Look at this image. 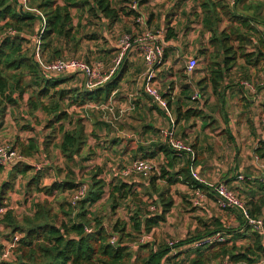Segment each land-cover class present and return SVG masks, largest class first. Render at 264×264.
<instances>
[{"label": "trees", "instance_id": "16d2710c", "mask_svg": "<svg viewBox=\"0 0 264 264\" xmlns=\"http://www.w3.org/2000/svg\"><path fill=\"white\" fill-rule=\"evenodd\" d=\"M149 1L26 0L31 9L42 13L41 16L37 11L25 10V6L21 9V0H0V132L5 126L8 112L19 106L21 100L28 95L26 101L31 114L42 111L53 117L49 125L60 123L59 132L62 136L55 147L65 163L63 168L56 169L58 174L66 172L63 179L44 185L41 182L51 170L49 168L38 169L23 160L9 170L0 165V221L9 231L5 237L11 242V249L15 253L11 260L5 259L9 252L0 242V264H217L225 259L232 264H264V241L261 233L254 230L236 208H220L218 199V210L207 219L201 218L199 228L193 235L189 234L187 238L177 242L170 239L175 241L172 246L168 242L160 243L159 238H153L155 229L167 221L168 214L176 204L169 189L160 190V184H156L158 181H166L170 186L182 183L194 191L193 196L199 191L212 193L211 187L192 175L195 156L192 159L187 152L174 150L162 136V140L151 139L149 147L138 144L131 149L135 160L154 161L162 158L158 157L160 154L164 157L160 163V175L155 173L151 177L148 187L152 192L147 191L146 187L144 189L145 195H158L151 203L144 200L142 192L138 191L140 184L134 180L129 181L132 178L123 175L126 166H113L111 179L103 176L104 168L98 167L90 172V183L79 182L75 177L76 167L71 164L78 165L82 172L84 165L77 159L87 162L93 155L95 157L96 151L89 144L90 135L86 130L85 118L75 119V111L71 108L107 103L119 87L126 66L118 69L103 85L95 89L85 90L84 81L81 86L67 87L77 75L50 76L44 73L33 57L32 38L40 32V52L45 60L72 58L81 50L86 39L98 40L99 35L103 38L106 36L99 31L101 26L107 32L124 16H141V6ZM192 1L189 10L192 25L198 26L196 31L200 38L208 35V42L202 43L199 50V56H203L205 61L202 69L205 75L198 83L202 98L193 99L189 84L183 85L184 100L178 103V117L185 119L200 117L203 111L196 107L184 110V103L186 106L187 101L191 100L201 105L206 97L205 90L209 87L212 94L218 95L219 88L229 78L235 66L242 72L236 77L239 85L241 80L255 81L245 69L247 66L256 69V80L258 72L264 70V0ZM181 10L180 14L185 16L187 9ZM225 23L227 24L224 26ZM89 26L94 27L93 31H86ZM179 29H182L181 22L174 26L169 24L163 43L176 39ZM118 49L117 47V51ZM112 52L111 49L107 54ZM166 53L165 51L164 62ZM86 61L90 62V58ZM181 77L187 79L186 75ZM162 96L167 100L169 108L170 91ZM247 105H250L248 101ZM66 122L70 125L75 122L76 125L66 128ZM106 123L97 121L95 125H106V128L111 129L109 122ZM154 134H158V130ZM19 139L17 137L13 148H19L22 155L34 157L41 150V143L35 138L27 141ZM121 141L127 140L117 136L111 141V146ZM130 143L131 141H127L125 149L130 148ZM85 148H89L88 154L82 155ZM138 152L144 153L140 156ZM256 153L261 157L264 155V140L260 141ZM153 170L154 168L150 172ZM4 175L6 178L1 180ZM28 177V189L53 198L37 200L30 213L19 217L9 205L8 194L16 188L19 178ZM83 184H87L85 196L73 202V195ZM259 190L264 192V183ZM237 191L241 196L242 193ZM62 195L67 198L57 201ZM185 197L188 205H193L192 211H196L197 204L193 203L192 198L188 199V195ZM244 200L252 217L264 218L262 206L255 203L254 199L245 197ZM122 207L127 209L129 219L118 216L117 211ZM217 232L225 236V241L199 248L191 247L195 240ZM18 233L21 236L16 239ZM149 234L152 236L151 240L141 241ZM114 237L116 240L112 243ZM240 240L246 242L240 245Z\"/></svg>", "mask_w": 264, "mask_h": 264}, {"label": "crops", "instance_id": "0c3cea01", "mask_svg": "<svg viewBox=\"0 0 264 264\" xmlns=\"http://www.w3.org/2000/svg\"><path fill=\"white\" fill-rule=\"evenodd\" d=\"M173 6V4H169L166 6V9L170 10ZM181 9L179 13L173 10L174 15L172 17L170 16L166 25L168 26L171 24V26H174L177 22L182 23V29H179L177 38L165 42L164 50L167 52L166 63L170 65V68L168 66H166V68L159 67L160 65L153 68V81L155 86L158 84L156 80H159L161 84L166 87V89L162 91L161 87L157 86L160 92L163 94L170 91V114H168L164 108L155 106L150 97L144 92L143 84L148 67L139 48L136 47L137 51L133 49V51L136 52L132 54L131 52L133 51H131V54L129 53L125 59L127 66L123 71L122 81L119 87L113 92L107 103L100 104L104 113L109 111L106 107L112 105L115 115L118 116L117 119L122 115L119 112L123 110L124 105L127 106L128 102L132 105L130 108L135 118H131L129 122L126 121L127 118L124 119L122 121L124 127H121L120 131L116 132V135L111 134V138L113 140L115 137L119 136L121 138H126L127 141L134 140L126 131V129L132 125L135 130H139L138 134L141 137L140 145L143 144L142 140H149L148 138L152 140L160 138L162 140L163 131L173 127L176 137L186 141L193 147L195 152V163L193 168L200 178L204 180V183L211 187L212 193L209 191L196 192V197L201 200V205L203 207L196 209L194 212L201 213L205 217H210L218 210L216 204L218 197L212 185L215 186L222 183L229 188L239 190L247 199H254L255 203L262 206V216L264 217V192L259 190L260 186L263 185L264 155L261 157L256 153V148L259 147V143L262 140L260 116L264 108V86L261 81L255 79V74L257 73L256 69L252 66H247L245 69L249 71L252 74V78L255 79V91L244 84L238 85L236 83L237 81L231 83L226 78L223 86L219 88V91L221 90L219 92L220 96L212 94V90L209 87L205 90L206 97L201 105L199 102H193L191 100L187 101L186 106L184 103V110L196 107L202 109V116L189 119L178 117V103L184 100L183 85L186 83L189 84V86H193V95L200 90L198 83L205 75L204 71L200 70L202 68H199L198 65L194 71H192L193 73L190 74L187 70L188 60L190 57L200 59L199 50L201 44H205L208 41V35H205L203 38H200L198 34L194 37L192 36L193 27L197 29L198 26L192 25V20L188 11L189 7L186 6L188 13L185 14V16L180 14L182 11ZM158 23V16H156L151 25L159 27ZM163 39L164 37H161L160 41L164 45ZM109 45H112L110 46V50L112 49L113 52L109 54L107 58L110 60L112 59V62L107 64L104 63L105 71L109 70L113 65L118 43H112L110 40V44H107V46ZM180 53H182L181 58L183 64L178 63L175 65L172 61L175 57H180ZM94 57L96 56L94 55ZM133 57L135 58L133 59ZM108 59L105 60L108 61ZM141 61H143V65ZM172 68H175L174 71H172ZM236 68L235 66V69ZM197 69H199V71ZM184 75L187 76L186 80L181 77ZM82 80L84 81V77ZM223 90L224 92L222 94ZM181 93L183 95H181ZM135 95H138V97L136 98ZM247 101L250 105H247ZM100 105L91 104V108H95L96 106V109H99L98 106ZM11 111L15 112L16 108L9 111L6 117L7 124L9 123L8 116ZM76 111L83 112L80 107H77ZM88 118H91V115H88ZM93 126H96L95 123ZM155 130H158V134H154ZM91 131H94V128L91 127ZM127 141H121L117 145H110L108 147L109 151L104 156L110 158L112 161L109 162H113L115 164L114 166H118L119 162L117 161H121L122 159L126 161L132 160V158L125 156L126 154H128V156H133L134 152L131 150L133 147L128 149L123 148L127 146ZM136 142L138 143V139ZM117 147L122 150L119 149L113 153ZM143 153L144 152H138L139 155ZM97 163L101 165L103 160L100 159ZM107 164L109 165V163ZM46 180H48V183L44 182V184L50 185L55 179L51 182L49 178L44 179V181ZM184 186L188 189L190 195L194 194L193 190L186 185ZM173 209L171 213H173ZM195 215L196 217L198 216V214ZM171 222L170 220V233L173 232L172 228L175 227ZM193 223L195 224L196 221ZM198 225L199 223L197 225L195 224L193 227H195V229L199 228ZM158 229L159 227L155 229V231ZM181 231L183 230H178L179 235Z\"/></svg>", "mask_w": 264, "mask_h": 264}, {"label": "rangeland", "instance_id": "374dc122", "mask_svg": "<svg viewBox=\"0 0 264 264\" xmlns=\"http://www.w3.org/2000/svg\"><path fill=\"white\" fill-rule=\"evenodd\" d=\"M192 0H150L146 5L141 6L140 10H141V16L137 17V16H124L123 19L117 23L111 30H108L107 32L104 31L103 26H101L99 28V31L101 33L104 32V34L107 36H101L99 35L98 40L96 39H86L83 43H82V47L81 50L74 55L75 57H79V58H84L87 60V58H90V62L91 63H96V62H103V63H110L112 62V59H108L107 56V52L110 50V46H107V44H110V40L112 43H118L120 38L124 35V34H129L132 33V35L136 38L141 36L142 34H144L147 31L150 32H158L156 34H161L162 37L165 36V32L167 30V22L168 19H170V16L172 17L174 15V12L177 11V13H179L181 8H186V6L189 7L188 11L191 10L192 7ZM169 4H173V8H174V12H172V9H166V6H168ZM29 7V6H28ZM30 8V7H29ZM22 9V6H21ZM31 9V8H30ZM25 10L27 11H34V9L28 10L25 8ZM188 11H186V14L188 13ZM156 16H158V20H159V27L156 26H152V21L154 20V17L156 18ZM162 19V21H161ZM164 20V22H163ZM171 21V20H170ZM86 23V20H85ZM227 23L224 24V26ZM90 27V26H89ZM87 27L86 31H93L92 28L94 27ZM200 28V27H199ZM96 29V27H95ZM129 29H131V32H129ZM39 32L36 33L32 39H34V46L36 44L37 41V36H38ZM200 35L198 31H196V28L193 29L192 32V36L194 37L195 35ZM33 42V41H32ZM208 42V41H207ZM31 45V44H30ZM33 45V43H32ZM165 46V44H164ZM34 49V47H33ZM103 51H100V50ZM100 51V52H99ZM133 51V50H132ZM137 51V49H136ZM136 51L131 52L132 54ZM93 52H97L93 54ZM130 53V54H131ZM94 55L96 57H94ZM116 56V55H115ZM131 57V56H130ZM182 53H180V57H175L174 60L172 62L175 63V65H177L178 63L183 64V60H182ZM135 57H133L134 59ZM165 58V57H164ZM105 59L108 61H105ZM198 60V66L199 68H204L205 65V61H204V57L200 56V59ZM89 62V63H90ZM167 57L165 59V62L162 60V62L160 63L159 67H165L166 66H170L167 65ZM173 63V64H174ZM141 64L143 65V61H141ZM124 66H127V62H125V60L123 61V63L120 65L119 69H122ZM170 68V67H169ZM175 68H172V71H174ZM200 69V70H202ZM199 71V69H197ZM163 71V68H162ZM166 71V70H164ZM169 72V71H168ZM232 73H230V75L228 76V80L231 83H234L235 78L239 75V73L241 74L242 72L239 71L238 68H234L232 71ZM193 72H190V74ZM195 73V72H194ZM65 75V74H62ZM84 77L83 74H78L77 78H75L74 80H72L71 82H69L67 84V87L72 86H81L82 85V78ZM160 77V76H159ZM258 80L262 82L263 78H264V70H260L258 72ZM159 79V78H158ZM185 79V78H184ZM256 79V78H255ZM157 81V86L161 87V90L163 91L164 89H166V87H164L161 82L159 80ZM138 82V80H137ZM249 82L251 84H254V82H252V80H249ZM238 83V82H236ZM239 85V84H238ZM240 85H242L240 83ZM190 90L193 91V86H190ZM221 91V90H220ZM220 91H218V96H220ZM136 92V91H135ZM224 90L222 91L223 94ZM139 95V94H138ZM138 95L136 96V98L138 97ZM26 99L21 100L19 106L15 107L16 111L12 112L9 114L8 116V121L9 123L7 124V119H5V126L4 128L1 130L0 132V144H7L11 147H13L16 144L17 141V137H19V140H25L27 141L29 138H35L36 140H38L41 143V150L37 153V155H35L34 157H26L24 156V160L23 161H28L31 164H33L36 168L40 167L41 168H49L51 170H49L46 174V178H49V181L51 182L53 179L57 180V179H63L66 176V172L64 171L61 174H58V170L56 168H63L65 161L63 160V158H61V154L59 152V150L55 147V143L59 142L61 140V136L62 134L59 132V126L60 123H54L53 125H49V121L53 119L52 116H49L48 114L43 113L42 111H35L33 112V114H31V112L29 111V108L27 106V98L28 95L25 96ZM144 101V100H143ZM93 105V104H92ZM130 106H132L129 102L127 104V106H123V114L117 119L114 113L112 111H107V113H104L103 109L100 107L99 109L96 108H91V104L86 105L84 107H81L83 112H77L76 109L77 107H73L71 108V110H74V118H78V117H82L85 118L84 123L86 125V130L88 132V134L90 135L89 137V144L90 146L94 147L96 153L94 152V150H92V153H95V157L94 155L91 157L92 159L87 161V162H81L79 159L78 162L84 165V168L81 170H79V166L76 165L75 163L71 164L73 166H75L76 168V174L75 177L76 179H79V182H86V183H90V179H91V175L90 172L98 167V168H104L105 172H103V176L106 177L107 179H111L112 177V169L113 166L115 165L113 162H109L112 161L110 158H108L107 156H104L108 151H109V146L111 145V134L116 135V132L120 131L121 127H124L122 124V121L124 119H126L127 122H129V120H131V118H135L132 115V109L130 108ZM80 108V109H81ZM13 109V108H12ZM79 109V108H78ZM121 109V108H120ZM108 110V109H107ZM264 110V108H263ZM9 113V112H8ZM88 115H91V118H88ZM107 118V119H105ZM92 120V121H91ZM110 120V121H108ZM113 120L114 123H112L111 121ZM98 122H105V124H107L106 122H109L108 124L111 125V129L104 127H97V126H93V124ZM7 124V125H6ZM66 124V128H73L74 125H76L75 122H73V125H70L68 122L65 123ZM91 127L94 128V131H91ZM108 127V126H107ZM127 133L129 134V136H132V138L134 140H130L131 143L129 144L130 148L138 145L139 143H141V137L138 134L139 130H135L133 128V126H129L126 129ZM138 139V143L136 142ZM142 140L143 144H140L144 147H149L151 146V138H148ZM47 144L49 146H47ZM48 148V149H47ZM125 148V147H123ZM120 148H116L113 153H115V151L119 150ZM17 150L20 152V149L17 148ZM89 148H85L83 151L82 155H86L88 154ZM122 150V149H120ZM123 154V153H122ZM125 156L132 158V160L130 161H126L125 159H122L121 157V161H117L119 162V165L117 167H122L124 168L125 166L129 165L132 163L133 160H135L134 156H128V154H126ZM141 156V155H140ZM94 157V158H93ZM158 157H162L158 160L153 161V165L154 170L150 173H148L147 175H131L129 177H131V180L136 181V183L140 184V186H138V191L142 192L141 196H143V199L146 200L147 202H152L157 198V194L155 196H148L145 195V187L147 188V191L149 190V192L152 190H150L149 183L151 180V177L157 173L160 175V166H161V161L163 160V155L160 154ZM102 159L103 163L100 165L97 163L98 160ZM126 161V162H124ZM164 162V161H163ZM109 163V165L107 164ZM75 164V165H74ZM103 170V169H102ZM33 174V173H31ZM5 175L3 177H1V180L5 179ZM45 178V179H46ZM53 180V181H55ZM29 181V177L25 178V179H21L19 178L16 182V188L13 191H10L8 196L10 198L9 200V205L10 207H12L18 214V216L20 217L23 214L26 213H30L31 212V207L33 206V204L37 201V200H41L43 198H53V196H46L44 195V193H38L35 192L34 190L28 189L27 188V182ZM46 181H42L41 184H44V182L48 183ZM156 184H160V190L167 188L170 191V195L172 194L174 196L175 199V207L173 209V213L168 214L167 216V221L163 224H161L160 228L158 230H156L153 233V238L160 239V243L165 242L167 243L168 241H170V239H174L176 240V242L178 240H183L185 238L188 237L189 234L193 235L197 228L195 229V227H193L195 224L197 225L199 223V220L202 219H207L208 217L203 216L201 213H196L194 211H192V207L193 205H188L189 203H187L186 197L185 195H188L189 198L188 199H193V203L195 202L199 209L201 207H203L201 205V200L194 195H190L188 193V189L182 184V183H176L172 186H170V184L166 181H158ZM45 185V184H44ZM68 194V193H67ZM241 197L244 199L245 196L243 194H241ZM63 198H67V196L62 195L61 197H59V199H56L57 201L59 200H63ZM196 198V199H195ZM187 199V200H188ZM118 216H122L125 219H129L128 216V211L127 209H124L123 207L118 209L117 211ZM116 213V214H117ZM195 214H198V216L196 217ZM171 216V217H170ZM193 217V219H192ZM170 220L172 221L171 224L174 225L175 227L172 228L173 232L170 233ZM196 223L194 224L193 222ZM201 222V221H200ZM180 225V226H179ZM184 227V228H182ZM178 230H183L181 231V234L179 235ZM9 233V231H7L1 224L0 221V242L3 243L6 248L5 250H7L8 252V256L5 257V259H10L15 257V253L14 251H12L11 249V242H8L6 240L5 235H7ZM19 236H21L20 233H18ZM171 235V236H170ZM246 242V240H240L238 242V244L242 245ZM220 262H218L217 264H219Z\"/></svg>", "mask_w": 264, "mask_h": 264}, {"label": "built area", "instance_id": "2783aa9c", "mask_svg": "<svg viewBox=\"0 0 264 264\" xmlns=\"http://www.w3.org/2000/svg\"><path fill=\"white\" fill-rule=\"evenodd\" d=\"M22 7L25 6L26 9L31 10L26 0H21ZM136 4L133 6L135 7ZM34 11H37L34 9ZM39 15L42 16V13L37 11ZM158 32H150L147 31L141 36L135 38L130 34H124L119 41L118 51L116 56L113 59V65L107 71H105V65L103 62H96V63H89L88 61L84 60L83 58H62L53 61L45 60L40 52V38L41 34L39 32L37 36V48L35 50V57L34 59L39 64L40 68L43 69L48 75L50 76H62V74H68L76 71L85 72L88 79L86 82L87 88L95 89L101 85H103L117 70L119 69L120 65L126 59L128 54L136 47L139 48V51L143 55V58L147 64L148 71L145 74L143 90L144 92L150 97L152 103L155 106L162 107L170 114L167 100L164 99L160 89L155 86L153 81V68L155 66L160 65L162 60L164 59L165 50L164 45L161 43V34H156ZM34 50V49H33ZM34 52V51H33ZM198 65V60L194 57H190L187 64L188 72L194 71V69ZM84 75V74H83ZM264 79V78H263ZM262 85L264 86V80H262ZM241 84L248 86L250 89L255 91V86L251 84L247 80H241ZM193 99H200L201 95L200 92L197 91L192 95ZM263 101H264V91H263ZM99 108L102 107L101 105L98 106ZM109 111H112L115 115V111L113 106L106 107ZM123 114V110L119 112ZM117 116V115H115ZM117 118V117H116ZM260 126H261V137L264 140V110L260 116ZM164 141L172 147L174 150L187 152L190 154L191 158L193 159L195 156L194 149L191 145H189L186 141L179 139L175 135V130L173 127L166 129L162 133ZM24 160V156L15 148L7 145V144H0V165H2L6 170H9L11 166L16 164L18 161ZM154 168L153 162L149 160H135L131 164L127 165L123 170L124 176H130L132 174H143L147 175L152 169ZM40 169V167H38ZM192 175L198 179L199 181L204 183V180L200 178L197 172L192 169ZM264 183V178H263ZM214 188L216 195L218 197V205L220 208L226 207H234L236 208L248 221L250 225L253 226L254 230L261 233L264 241V218H254L250 215L248 206L246 201L240 196L237 190L233 188H229L225 184H217L215 186L212 185ZM87 191V184H83L77 192L73 195V202L80 200L83 198ZM155 209V206L151 207ZM4 211V209H2ZM19 235L16 234V239H19ZM151 234L144 236L141 241L144 240H151ZM225 236L221 232H217L212 235L201 237L200 239L195 240L191 247L199 248L211 245L216 242H223L225 241ZM116 237L112 238V243H115ZM170 246L175 244L174 240L168 241ZM220 264H232L229 262L228 259L223 260Z\"/></svg>", "mask_w": 264, "mask_h": 264}, {"label": "water", "instance_id": "95a60500", "mask_svg": "<svg viewBox=\"0 0 264 264\" xmlns=\"http://www.w3.org/2000/svg\"><path fill=\"white\" fill-rule=\"evenodd\" d=\"M36 48H37V44H35V46H34V52H33V57H35V50H36ZM44 73H46L43 69H41ZM84 74V89L85 90H90V88H87V85H86V82H87V79H88V77H87V75L85 74V72H82V71H76V72H72V73H68V74H65L64 76H74V75H78V74ZM216 193V192H215Z\"/></svg>", "mask_w": 264, "mask_h": 264}]
</instances>
